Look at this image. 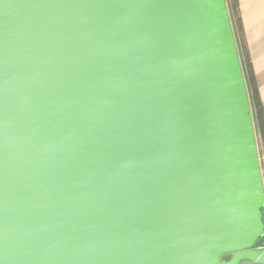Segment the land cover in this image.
<instances>
[{
  "label": "water",
  "instance_id": "1",
  "mask_svg": "<svg viewBox=\"0 0 264 264\" xmlns=\"http://www.w3.org/2000/svg\"><path fill=\"white\" fill-rule=\"evenodd\" d=\"M263 209L225 0H0V264H264Z\"/></svg>",
  "mask_w": 264,
  "mask_h": 264
},
{
  "label": "crops",
  "instance_id": "2",
  "mask_svg": "<svg viewBox=\"0 0 264 264\" xmlns=\"http://www.w3.org/2000/svg\"><path fill=\"white\" fill-rule=\"evenodd\" d=\"M240 36L250 58L264 118V0H237Z\"/></svg>",
  "mask_w": 264,
  "mask_h": 264
},
{
  "label": "trees",
  "instance_id": "3",
  "mask_svg": "<svg viewBox=\"0 0 264 264\" xmlns=\"http://www.w3.org/2000/svg\"><path fill=\"white\" fill-rule=\"evenodd\" d=\"M227 5L228 14L231 21V26L235 38V43L240 59V64L248 92L250 109L252 120L254 124L255 136L257 145L259 147V156L264 160V118H263V109L262 104L259 100L258 92L255 86L254 75L251 67L250 58L247 55L246 47L244 42H240V39L237 38L236 34L241 32V22L238 13L237 0H225ZM264 162V161H263ZM264 173V163L262 165ZM264 242V237L259 240L258 246Z\"/></svg>",
  "mask_w": 264,
  "mask_h": 264
},
{
  "label": "rangeland",
  "instance_id": "4",
  "mask_svg": "<svg viewBox=\"0 0 264 264\" xmlns=\"http://www.w3.org/2000/svg\"><path fill=\"white\" fill-rule=\"evenodd\" d=\"M230 22H231V21H230ZM236 36H237L238 39H240V42H241L240 32H238V33L236 34ZM257 148H258V153H259V147H258V145H257ZM259 160H260L261 171H262V177H263V184H264V173H263V169H262V165H263V163H264V162H263L264 160L261 159L260 156H259ZM263 216H264V209H263ZM260 246H261V247H264V242L261 243Z\"/></svg>",
  "mask_w": 264,
  "mask_h": 264
}]
</instances>
